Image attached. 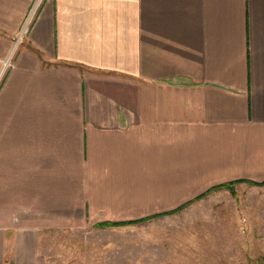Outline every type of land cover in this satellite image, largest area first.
<instances>
[{
  "label": "crops",
  "instance_id": "1",
  "mask_svg": "<svg viewBox=\"0 0 264 264\" xmlns=\"http://www.w3.org/2000/svg\"><path fill=\"white\" fill-rule=\"evenodd\" d=\"M14 46L0 264H38L80 210L135 221L238 181L232 208L264 212V0H0V69Z\"/></svg>",
  "mask_w": 264,
  "mask_h": 264
},
{
  "label": "rangeland",
  "instance_id": "2",
  "mask_svg": "<svg viewBox=\"0 0 264 264\" xmlns=\"http://www.w3.org/2000/svg\"><path fill=\"white\" fill-rule=\"evenodd\" d=\"M18 46L8 52L1 71ZM239 184L232 185L233 194L231 186L213 190L189 205L126 224L112 225L80 210L77 223L63 219L42 228L38 264H264V255L254 256L258 247L249 254L251 244L243 243L256 233L264 212L232 208ZM148 203L145 198L144 207Z\"/></svg>",
  "mask_w": 264,
  "mask_h": 264
},
{
  "label": "trees",
  "instance_id": "3",
  "mask_svg": "<svg viewBox=\"0 0 264 264\" xmlns=\"http://www.w3.org/2000/svg\"><path fill=\"white\" fill-rule=\"evenodd\" d=\"M237 182H238V181H234V182L224 183V184H220V185L214 186V187L210 188L207 192H205L203 195L208 194L209 192L213 191L214 189H218V188L225 187V186L230 187V186H232L233 184H235V183H237ZM203 195H201V196H203ZM201 196H200V197H201ZM180 207H181V206H180ZM180 207H178V208H180ZM178 208H177V209H178ZM175 210H176V209H175ZM170 212H171V211H170ZM151 216H153V215H151ZM151 216H147V217L141 218V219H139V220H144V219H146V218H148V217H151ZM135 221H137V220H135ZM135 221H116V222H114V221H106V222L109 223V224L115 225V224H126V223H130V222H135Z\"/></svg>",
  "mask_w": 264,
  "mask_h": 264
},
{
  "label": "built area",
  "instance_id": "4",
  "mask_svg": "<svg viewBox=\"0 0 264 264\" xmlns=\"http://www.w3.org/2000/svg\"><path fill=\"white\" fill-rule=\"evenodd\" d=\"M31 21V17L29 18V20L26 22L24 28H23V32H22V35L26 32V30L28 29V26H29V22ZM21 35V34H20ZM19 39V38H18ZM16 42H18V40H16ZM8 60H6L5 62H7ZM10 63V61H8ZM9 63L7 65H9Z\"/></svg>",
  "mask_w": 264,
  "mask_h": 264
}]
</instances>
